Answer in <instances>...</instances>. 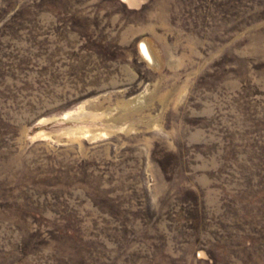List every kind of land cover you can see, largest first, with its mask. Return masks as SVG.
Listing matches in <instances>:
<instances>
[{"label": "rangeland", "instance_id": "1", "mask_svg": "<svg viewBox=\"0 0 264 264\" xmlns=\"http://www.w3.org/2000/svg\"><path fill=\"white\" fill-rule=\"evenodd\" d=\"M64 241L264 264V0H0V264Z\"/></svg>", "mask_w": 264, "mask_h": 264}, {"label": "trees", "instance_id": "2", "mask_svg": "<svg viewBox=\"0 0 264 264\" xmlns=\"http://www.w3.org/2000/svg\"><path fill=\"white\" fill-rule=\"evenodd\" d=\"M47 1H49V0H47ZM10 23H11V22H10ZM72 232H73V231H72ZM66 236H67L68 238H70V239H75L74 236H72V235H70V234H66ZM76 237H77V236H76ZM63 246H67V247H66V250L70 249V250L74 251V252H75L74 255H76V256L79 257L78 260H74V259H69V258H68V261H65V264H85V262L82 261V260L84 259V258H82V255H83V253H86V252H87L89 255H92L93 253H99V254H101L100 252H97V250H95V249L93 250V249H90V248H83V247L79 246L78 244H74V243H72V242L67 243V242L64 241ZM251 247H252V246H251ZM90 250H91V251H90ZM260 252L264 254V245L262 246ZM95 255H96V254H95ZM95 255H94V256H95ZM210 255H211V257H214V255L212 254V252H210ZM94 256H93V257H94ZM112 259L115 260V258H113V257H112ZM214 259H215V257H214Z\"/></svg>", "mask_w": 264, "mask_h": 264}, {"label": "bare ground", "instance_id": "3", "mask_svg": "<svg viewBox=\"0 0 264 264\" xmlns=\"http://www.w3.org/2000/svg\"><path fill=\"white\" fill-rule=\"evenodd\" d=\"M146 52L148 53V55H150V53H149V50H148V49H146Z\"/></svg>", "mask_w": 264, "mask_h": 264}]
</instances>
